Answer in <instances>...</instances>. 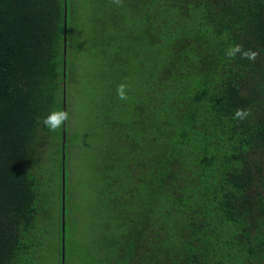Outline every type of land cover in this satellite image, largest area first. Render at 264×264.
I'll use <instances>...</instances> for the list:
<instances>
[{"label":"trees","instance_id":"16d2710c","mask_svg":"<svg viewBox=\"0 0 264 264\" xmlns=\"http://www.w3.org/2000/svg\"><path fill=\"white\" fill-rule=\"evenodd\" d=\"M0 264H264V0H0Z\"/></svg>","mask_w":264,"mask_h":264},{"label":"rangeland","instance_id":"374dc122","mask_svg":"<svg viewBox=\"0 0 264 264\" xmlns=\"http://www.w3.org/2000/svg\"><path fill=\"white\" fill-rule=\"evenodd\" d=\"M86 117L85 112H81L80 119L77 121V123L82 125V131L83 133H86V136L88 140L90 141L91 138L94 139V136L101 133V129L98 127L97 124L91 123ZM90 122L92 125H88L87 123ZM87 124L88 127H84ZM70 126H74V124L71 122ZM77 126V125H75ZM91 134V135H90ZM85 140L82 144H77L75 148V152L73 155V162H71V173L73 174V178L75 181V188L77 193L79 194L85 187V185L88 183L89 180L92 179L91 174L93 170H90V165H93V158H91L93 152V148L89 147L90 142ZM101 145L102 141L100 142H94L93 145ZM96 147V146H95ZM70 167V164H69ZM94 169V168H93Z\"/></svg>","mask_w":264,"mask_h":264},{"label":"clouds","instance_id":"9594fccd","mask_svg":"<svg viewBox=\"0 0 264 264\" xmlns=\"http://www.w3.org/2000/svg\"><path fill=\"white\" fill-rule=\"evenodd\" d=\"M116 3H119L120 0H115ZM237 55L241 59H248L250 61H255L258 52L252 49H245L242 44H233L230 45L226 51V56L231 58H235ZM127 86L125 84H121L117 88V95L121 100H127L126 94ZM250 115V111L243 108H236L233 113V118L236 120H244ZM69 120V113L66 110H62L59 108L49 110L48 114L43 117L42 123L43 125L50 131L56 132L60 128L64 126V124Z\"/></svg>","mask_w":264,"mask_h":264},{"label":"water","instance_id":"95a60500","mask_svg":"<svg viewBox=\"0 0 264 264\" xmlns=\"http://www.w3.org/2000/svg\"><path fill=\"white\" fill-rule=\"evenodd\" d=\"M62 183H64V173H63V177H62ZM64 187L62 186V198H64ZM63 216H64V209H63V206H62V224L64 225V219H63ZM64 256V247H63V242H62V257Z\"/></svg>","mask_w":264,"mask_h":264}]
</instances>
